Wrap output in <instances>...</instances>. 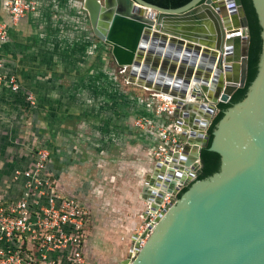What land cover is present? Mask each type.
Returning <instances> with one entry per match:
<instances>
[{"label":"water","instance_id":"obj_1","mask_svg":"<svg viewBox=\"0 0 264 264\" xmlns=\"http://www.w3.org/2000/svg\"><path fill=\"white\" fill-rule=\"evenodd\" d=\"M250 2L262 38L257 74L223 109L200 160L211 121L193 107L211 115L245 85L249 33L241 1L191 0L168 9L143 0H82L93 35L111 48L117 66L130 67L127 82L174 96L181 128L174 149L144 181L142 199L155 213L165 195L183 190L136 256L119 264H264V0ZM237 14L245 34L225 40ZM188 90L195 101L186 105Z\"/></svg>","mask_w":264,"mask_h":264},{"label":"rangeland","instance_id":"obj_2","mask_svg":"<svg viewBox=\"0 0 264 264\" xmlns=\"http://www.w3.org/2000/svg\"><path fill=\"white\" fill-rule=\"evenodd\" d=\"M31 1L36 4L37 8V2ZM62 2L66 3L64 9L69 12V15L64 18L60 11ZM51 3L52 9L55 11L54 15L57 14V17L52 20L51 32L47 33L48 37L41 50L46 54V61L49 65L55 68L54 71L47 73L48 80L55 88V96H64L67 99L66 104H58L57 112L66 109L67 112L64 113L67 114L80 112L90 116H102V120L98 122L105 123L106 125H103L105 129L102 132L95 129L93 132L83 126L79 133L80 143L84 145L90 141L94 142L93 151L96 155L92 156L95 161L92 164L96 168H92L94 171L92 177L102 181L104 197H111L115 201L116 194L122 191L125 183L134 179L140 180L142 184L137 186V189L143 187L144 181L152 172L151 169H144L147 163H152V168L156 162H161L155 156V147L158 146V143L155 142V147H153L147 137L155 132L150 131L146 124L142 127L135 124L140 117L151 120L154 118L149 107L156 106L159 99H153V91L143 90L141 87L127 82L128 68L117 66L112 58L111 48L93 35L88 15L83 9L82 0H52ZM97 54H101L103 59H106L103 67L93 63L96 61ZM88 64L90 66L85 71ZM202 102H204L203 97L196 103ZM60 107H63V110ZM192 111L196 114L197 106H194ZM216 114L217 112L214 111L206 120L212 121ZM172 122L174 119L170 121L171 125ZM62 125L69 136V121L66 119ZM63 136L58 133L55 136L56 140L44 139L45 142H48L45 144L43 140L39 141L41 145L37 146L35 145L38 143L36 142L38 136L35 133L23 136H4L3 141L0 142V148L5 149L6 161L9 158H12L13 161V163H3L1 171L6 176L5 185L10 184L15 171L29 167L34 151L39 146L47 145L52 158L65 159L61 162L69 163V144L64 141L67 134ZM50 137H52L51 134ZM154 139L155 136L151 141ZM79 156L83 161L86 158V152L83 150ZM18 158L26 160V162L18 163ZM101 160H109V162L100 163ZM116 160L119 163H114ZM65 166L63 165V169L69 170L68 165ZM80 171L78 180L84 181L80 182L83 187V184L91 179V176L86 169H80ZM101 172L106 173L107 179ZM99 184L100 182H97L95 186L98 187ZM140 201H144L142 197ZM92 204H95L94 209L99 208L100 210L109 205L105 198L96 199L92 201ZM106 213L104 220L103 214L99 217L97 230L101 231L95 236L98 242L95 246L103 252L108 250L109 255H112L115 249H120L116 254V260L112 262V264H119L120 258L126 255L127 236L132 233L135 235L138 228L147 222L148 217L147 214L139 216L140 221L136 229L128 234L125 230L127 223L124 216L117 214L111 208ZM128 217L131 218L130 215ZM106 223L107 226H105ZM103 228H106L107 238L102 236Z\"/></svg>","mask_w":264,"mask_h":264},{"label":"crops","instance_id":"obj_3","mask_svg":"<svg viewBox=\"0 0 264 264\" xmlns=\"http://www.w3.org/2000/svg\"><path fill=\"white\" fill-rule=\"evenodd\" d=\"M35 1L37 2L35 12L28 13L23 18L12 23L9 14L2 5V0H0V23H4L8 26V40L6 43L0 45V59L4 66L3 72L4 74H13L20 86V91L18 93L11 92L5 85L0 86V142L3 141V137L6 135L23 136L25 134L31 135L32 133H35L38 136V140L36 141L38 143L35 145L37 146L39 144L41 145V142L39 141H44V139H49V141L56 140L55 136L58 135V133H61L62 137H64V134H67L64 141H67L69 144V163H62L61 161H64L65 159L58 160L57 158H52L50 155L49 169L59 190L65 195L76 198L86 206L90 212L91 224L88 230L87 239V251L89 257L96 264H112V262L116 260V254H118L120 249H115L113 254L109 255L108 250L103 252L96 248V243L98 242L96 239L97 237L95 238V236L101 231L97 230L99 217L103 214L102 216H104V220L107 215L106 212L111 208L113 211L117 212V214L126 218L124 220H126L127 228L123 225L122 226L129 234V232H133L139 224V216H145V214L149 212V206L145 201H140L142 197V188L139 190L137 189V186L142 184L140 180L134 179L125 183L122 191L116 194L115 201H113L111 197H104L102 181L93 179L92 176L94 175V171H92V168H96L92 164L95 163L92 156L96 155L93 151L94 142L90 141L82 145L80 143L81 137L79 133L83 126H85V129L93 132L95 129L102 132L105 129L103 125L106 124L98 122L99 120H102V116H90L80 112L67 114L64 113L67 112L66 109L57 112L58 104H66L67 99L64 96H55V88L47 78V73L49 71H54L55 68L52 65H49L46 61V54L41 50L48 37L47 33L51 32L52 20L57 17V14L54 15L55 11L52 9V0ZM60 4L62 6L60 11L61 14H63V18L67 17L69 12H66L64 9L66 3L62 2ZM236 19L235 22L238 23L239 14L236 15ZM235 46L237 52L241 54L242 42L240 40L236 41ZM93 63L96 66L103 67L106 63V59H103L101 54H97L96 61ZM89 66V64L86 65L85 71ZM26 94H32L35 97L36 106L32 109H28V107L25 106ZM219 103L220 102L216 104V112H218L217 105ZM60 109L63 110V107H60ZM149 110H151L150 107ZM196 115L202 121H207L206 118L208 119V116H210L207 112L201 111L198 106ZM66 119L69 121L70 126L69 136L62 127V124ZM159 122H162V120H158V123ZM52 129L54 130L52 131ZM50 134L52 137H50ZM154 136L155 139L151 141ZM147 137L149 138L151 145L155 147L154 143H158L156 134ZM47 142H45V144ZM43 146L48 149L47 145ZM83 150L86 152V158L82 161L79 153H82ZM4 152L5 149L0 148V201L13 196L18 192L12 185V179L10 180L9 185H5L7 182L5 179L6 176L2 174L3 172L1 169L3 163H13V161L12 158H9V160L6 161L4 157L6 154ZM191 153L194 154V151H191ZM17 162L24 163L26 160L24 161L21 158H18ZM108 162L109 160L100 161V163ZM114 163H119V161L116 160ZM151 164L152 163H147L144 166V169H151L150 171H152L154 165L151 168ZM63 165H68L67 167H69V170L63 169ZM80 169H86L91 176V179L87 180L83 184V187H81L82 184L80 182L84 181L78 180V173H81ZM101 173L106 178V173ZM97 176L99 175L97 174ZM97 182H100L98 187L95 186ZM8 188H10V191H8ZM102 198L107 199L109 204L108 207L104 208L101 206L102 210L99 208L94 209L93 206L95 204L93 205L92 201ZM129 215L131 218L128 217ZM107 225L108 224L106 223L105 226ZM103 229L102 236L107 238L108 236L105 233L106 228ZM132 238L133 233L127 236L126 239L128 244L125 253L126 255L122 256L118 262L128 257L130 248L129 244L131 243ZM124 239L122 240L123 243L125 242Z\"/></svg>","mask_w":264,"mask_h":264},{"label":"built area","instance_id":"obj_4","mask_svg":"<svg viewBox=\"0 0 264 264\" xmlns=\"http://www.w3.org/2000/svg\"><path fill=\"white\" fill-rule=\"evenodd\" d=\"M2 5L12 23L36 10V4L28 0H2ZM7 40L8 26L0 23V45ZM3 67L0 59V86L18 93L20 86L15 76L4 74ZM152 94L153 99H159L156 106L150 107L154 118L140 117L135 124L140 127L146 124L155 132L158 138L155 156L162 162L166 152L178 143L181 131L174 122L170 124L175 110L173 102L158 93ZM25 106L28 109L36 106L32 94L25 95ZM49 165L48 149L39 146L29 167L15 171L12 177V185L18 192L0 201V264H96L87 251L90 212L76 198L59 190ZM177 195H165L157 211L147 213L148 220L138 228L136 240H131L127 258L136 256V248L143 247L158 215L174 203Z\"/></svg>","mask_w":264,"mask_h":264},{"label":"trees","instance_id":"obj_5","mask_svg":"<svg viewBox=\"0 0 264 264\" xmlns=\"http://www.w3.org/2000/svg\"><path fill=\"white\" fill-rule=\"evenodd\" d=\"M147 3L162 7V8H168V9H175L182 7L189 3L191 0H143ZM242 4V9L245 15V18L247 20L248 24V33H249V43H248V50H247V72H246V81L243 88L237 89L233 95L231 96L228 103H219L217 105V114L211 121V125L209 126L207 133L210 135L209 141L206 147L202 148L200 150V160L205 153V151L208 149L211 143L212 139V131L214 130L215 125L218 123V121L223 116V109L227 107L229 104L240 98L248 89V86L250 83L254 80L257 69H258V63L262 52V38L259 31V26L257 22L256 15L254 13L252 4L250 0H240ZM183 190V189H182ZM177 195V198L179 197L180 193Z\"/></svg>","mask_w":264,"mask_h":264},{"label":"bare ground","instance_id":"obj_6","mask_svg":"<svg viewBox=\"0 0 264 264\" xmlns=\"http://www.w3.org/2000/svg\"><path fill=\"white\" fill-rule=\"evenodd\" d=\"M141 9H142V11L145 13L146 11H148L147 9H145V8H143V7H141ZM148 17L151 19V18H154L155 16H154V14L152 13V12H149L148 13ZM237 20V19H236ZM231 27V32L229 33L228 31L226 32V36H225V40H227V39H229V40H232V39H234L235 37H237L238 35L239 36H242V35H244L245 34V31L239 26V23H235L234 25H232V26H230ZM239 62V61H238ZM239 65V64H238ZM128 71H130V67H128V69H127ZM179 70H178V68H176V73L178 72ZM236 76H237V78L239 77V73H237L236 74ZM226 79L224 78L223 79V88H222V91H221V93L223 92V90H224V88H225V85L227 84L226 82ZM146 90H150V91H152V89H146ZM190 90H188V92H189ZM158 93V95L159 96H163L165 99H168V100H170V101H172L173 102V104H174V96H172L171 94H169V93H162V92H157ZM194 101H195V99L191 96V94H190V92L188 93V95L186 96V98H185V103H186V105L187 104H192V103H194ZM175 105V104H174ZM198 106V105H197ZM202 111V110H201ZM178 128V130H180L181 131V128H179V127H177ZM191 151H193V150H191ZM191 151L189 152V155L190 156H193L194 154L193 153H191Z\"/></svg>","mask_w":264,"mask_h":264}]
</instances>
